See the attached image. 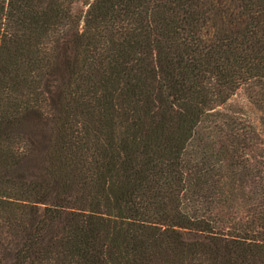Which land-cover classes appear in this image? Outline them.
Listing matches in <instances>:
<instances>
[{
    "label": "trees",
    "instance_id": "trees-1",
    "mask_svg": "<svg viewBox=\"0 0 264 264\" xmlns=\"http://www.w3.org/2000/svg\"><path fill=\"white\" fill-rule=\"evenodd\" d=\"M0 264H264V0H0Z\"/></svg>",
    "mask_w": 264,
    "mask_h": 264
},
{
    "label": "rangeland",
    "instance_id": "rangeland-1",
    "mask_svg": "<svg viewBox=\"0 0 264 264\" xmlns=\"http://www.w3.org/2000/svg\"><path fill=\"white\" fill-rule=\"evenodd\" d=\"M233 109H239L247 117L248 120H251L257 127H259V113L255 108L247 101L246 96L243 90H239L236 94L232 97L231 101L228 103ZM25 127L30 130L33 127V121L30 120L29 122L25 123Z\"/></svg>",
    "mask_w": 264,
    "mask_h": 264
}]
</instances>
